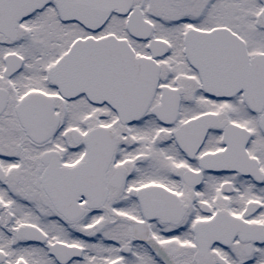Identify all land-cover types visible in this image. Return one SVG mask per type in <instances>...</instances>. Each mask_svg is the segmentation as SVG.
I'll use <instances>...</instances> for the list:
<instances>
[{
  "label": "snow or ice",
  "instance_id": "obj_1",
  "mask_svg": "<svg viewBox=\"0 0 264 264\" xmlns=\"http://www.w3.org/2000/svg\"><path fill=\"white\" fill-rule=\"evenodd\" d=\"M0 264H264V0H0Z\"/></svg>",
  "mask_w": 264,
  "mask_h": 264
}]
</instances>
